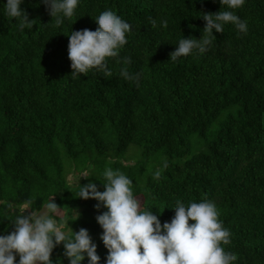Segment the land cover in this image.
Here are the masks:
<instances>
[{
    "label": "trees",
    "instance_id": "16d2710c",
    "mask_svg": "<svg viewBox=\"0 0 264 264\" xmlns=\"http://www.w3.org/2000/svg\"><path fill=\"white\" fill-rule=\"evenodd\" d=\"M6 2L0 0V235L14 230L26 200L42 210L54 197V218L67 221L69 234L87 229L106 264L96 216L107 209L76 194L89 181L103 192L104 170L112 168L133 181L134 197L161 225L174 217L177 200L215 202L231 233L223 247L236 255L232 264H264V0L237 9L220 0H79L59 26L42 0H23L21 9L36 20L23 30L7 16ZM105 10L132 26L128 43L119 57L106 58L111 76L93 68L73 78L68 35L95 31ZM220 10L245 21L247 34L227 23L223 33L213 30L203 54L170 60L180 39L202 37V13ZM125 67L140 74L138 84L121 76ZM63 253V244L53 249V264H70ZM82 264H89L86 255Z\"/></svg>",
    "mask_w": 264,
    "mask_h": 264
},
{
    "label": "clouds",
    "instance_id": "9594fccd",
    "mask_svg": "<svg viewBox=\"0 0 264 264\" xmlns=\"http://www.w3.org/2000/svg\"><path fill=\"white\" fill-rule=\"evenodd\" d=\"M22 3L23 0H7L5 4L7 16L19 21L20 30L36 24V20H29L27 12L21 9ZM42 3L59 26L63 22L62 17L74 15L79 0H42ZM220 3L228 9H237L245 0H220ZM148 19L155 27L156 21L151 17ZM202 19L206 21L202 37L180 39L176 49L170 53V60L188 56L193 50L203 54L213 43V30L223 33L227 23L235 25L242 33L247 34L248 31L247 23L233 11L202 13ZM95 22L99 26L95 31L85 28L71 31L68 35V58L73 78L93 68L111 76L106 58L119 57L120 49L128 43L126 34L132 26L114 11H103ZM161 25L166 28L167 20H162ZM123 63L130 64L131 58H123ZM120 74L127 80L139 82L140 74L132 75L126 67ZM163 167H168L167 161ZM103 175L107 181L103 192L89 181L80 185L76 195L84 200L99 201L95 205L97 210L101 206L107 209L96 216L103 229L100 239L108 250L106 264H232L236 260V255L223 247L230 243L231 233L219 219L220 212L215 202L205 199L185 205L177 200L174 217L161 225L158 216L152 210L144 209L141 201L134 197L133 181L126 174L118 169L105 168ZM160 176L161 171L157 169L153 178L158 180ZM32 203L31 199L26 200L21 214L12 221L14 230L0 235V264H17V255L18 264H53V249L60 244H63V255L70 264H82L85 255L89 264H100L97 245L88 230L81 228L74 232L71 228L69 234L65 231L67 221L54 218L60 208L54 197L43 204L42 210L32 209ZM29 209L31 212L26 214Z\"/></svg>",
    "mask_w": 264,
    "mask_h": 264
}]
</instances>
